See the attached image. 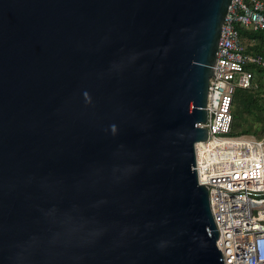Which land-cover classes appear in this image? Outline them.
<instances>
[{"label": "water", "instance_id": "95a60500", "mask_svg": "<svg viewBox=\"0 0 264 264\" xmlns=\"http://www.w3.org/2000/svg\"><path fill=\"white\" fill-rule=\"evenodd\" d=\"M232 0H0V264H223L194 146Z\"/></svg>", "mask_w": 264, "mask_h": 264}, {"label": "built area", "instance_id": "2783aa9c", "mask_svg": "<svg viewBox=\"0 0 264 264\" xmlns=\"http://www.w3.org/2000/svg\"><path fill=\"white\" fill-rule=\"evenodd\" d=\"M264 30V0H232L218 42L207 88L208 139L194 146L199 185H209V206L218 230L223 264H264V136H231L232 104L237 89L252 86L251 65L261 55L246 51L241 31Z\"/></svg>", "mask_w": 264, "mask_h": 264}, {"label": "trees", "instance_id": "16d2710c", "mask_svg": "<svg viewBox=\"0 0 264 264\" xmlns=\"http://www.w3.org/2000/svg\"><path fill=\"white\" fill-rule=\"evenodd\" d=\"M242 37H246L250 39L251 42H254L253 45H247L245 46L246 51L250 54H258L261 55L264 59V30L259 31H241ZM249 69L253 72V79H252V86L248 89H237L234 95L233 104H232V124H231V130L230 135L231 136H250L247 135L250 133L247 129H238L239 128V121L236 114L233 113V107L234 104L244 105V104H250L251 102H254L257 100L255 92L253 91V87L257 83V79L262 77L264 75V65L263 66H257V65H251L249 66ZM258 77V78H257ZM239 91H242L239 93ZM254 92V93H253ZM264 136V132L261 134H254L253 137L261 138Z\"/></svg>", "mask_w": 264, "mask_h": 264}, {"label": "rangeland", "instance_id": "374dc122", "mask_svg": "<svg viewBox=\"0 0 264 264\" xmlns=\"http://www.w3.org/2000/svg\"><path fill=\"white\" fill-rule=\"evenodd\" d=\"M255 42V41H254ZM254 42H246L244 45H253ZM258 78V77H257ZM257 100L249 105L234 104L233 113L238 117L239 128L250 131V136L264 132V75L257 79L256 85L252 88ZM242 91H239L241 93ZM253 92V93H254Z\"/></svg>", "mask_w": 264, "mask_h": 264}, {"label": "clouds", "instance_id": "9594fccd", "mask_svg": "<svg viewBox=\"0 0 264 264\" xmlns=\"http://www.w3.org/2000/svg\"><path fill=\"white\" fill-rule=\"evenodd\" d=\"M257 250L261 254L264 252V241L259 240L257 243Z\"/></svg>", "mask_w": 264, "mask_h": 264}]
</instances>
